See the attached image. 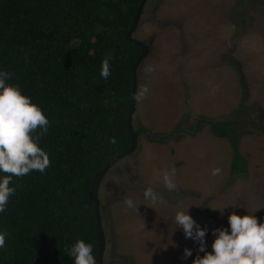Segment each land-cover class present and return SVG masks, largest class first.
Masks as SVG:
<instances>
[{
	"label": "rangeland",
	"instance_id": "374dc122",
	"mask_svg": "<svg viewBox=\"0 0 264 264\" xmlns=\"http://www.w3.org/2000/svg\"><path fill=\"white\" fill-rule=\"evenodd\" d=\"M133 37L150 46L136 74L137 93L148 89L133 113L134 128L143 130L136 149L100 183L103 264H192L204 253L176 227L178 209L188 207L209 245L214 229L230 231L231 212L257 208L252 214L264 220V0H147ZM241 106L244 114L235 115ZM230 118L239 122L237 149L247 173L231 174L230 144L208 125ZM173 166L178 192L156 179ZM214 167L220 175L211 174ZM147 187L163 202L148 206ZM125 197L138 204L137 212L124 205ZM223 205L222 213L213 209Z\"/></svg>",
	"mask_w": 264,
	"mask_h": 264
},
{
	"label": "trees",
	"instance_id": "16d2710c",
	"mask_svg": "<svg viewBox=\"0 0 264 264\" xmlns=\"http://www.w3.org/2000/svg\"><path fill=\"white\" fill-rule=\"evenodd\" d=\"M139 2L0 0V71L12 73L9 82L18 84L48 118V132L39 144L50 159L43 173L12 179L15 193L0 212V232L6 233L0 264H74L68 248L77 239L93 246L97 261L90 184L111 156L130 145L131 68L141 49L126 32ZM113 51L111 74L104 79L101 61ZM229 62L239 71L234 59ZM244 111L241 106L234 114ZM238 124L233 118L208 121L212 134L230 144L231 174L247 173L237 149ZM201 125V120L196 123V131ZM205 244L211 252L207 237Z\"/></svg>",
	"mask_w": 264,
	"mask_h": 264
},
{
	"label": "clouds",
	"instance_id": "9594fccd",
	"mask_svg": "<svg viewBox=\"0 0 264 264\" xmlns=\"http://www.w3.org/2000/svg\"><path fill=\"white\" fill-rule=\"evenodd\" d=\"M113 55L114 51L109 52L101 61L100 75L104 79L111 74L110 60ZM12 75L8 71H0V174H3L0 175V212L5 211L9 198L15 193V188L10 186L13 177H23L33 171L43 173L50 167L49 156L39 144L48 132L49 120L18 84L9 82ZM147 91L146 86H141L135 98L142 99ZM111 142H115L114 138ZM221 171L219 167H214L211 174L218 176ZM175 177L176 168L173 166L159 171L156 179L167 191L178 192ZM143 197L150 202V207L163 202L161 194L152 187L145 188ZM123 203L137 212L138 204L131 198L125 197ZM225 205L213 209L222 213ZM256 209L244 215L229 213L230 231L224 228L213 230L211 252L205 247V229L192 218L188 207L178 209L174 216L176 227L183 230L186 238L198 242V250L204 253L197 255L192 264H264V220L258 221L252 214ZM5 243L6 233L0 232V248H4ZM191 254L190 249H184L185 257ZM68 255L74 264H97L93 246L83 239H77L68 248Z\"/></svg>",
	"mask_w": 264,
	"mask_h": 264
},
{
	"label": "water",
	"instance_id": "95a60500",
	"mask_svg": "<svg viewBox=\"0 0 264 264\" xmlns=\"http://www.w3.org/2000/svg\"><path fill=\"white\" fill-rule=\"evenodd\" d=\"M147 0H140L138 7L136 9V12L134 14L133 20L130 24V27L128 28L126 32V38L127 40L132 43L136 44L140 47L141 53L137 57V59L134 61L132 68H131V76H132V93H131V99H130V105L127 112V127L130 134V145L128 148L121 150L111 156L105 166L101 168L99 171H97L91 181V190L93 193V204H94V213H95V231L97 236V243H98V249H97V264H103V254L105 249V234L102 227V221H101V215H100V204L98 200V192L100 183L106 174V172L122 157L131 154L137 147V139L139 133L136 132L134 125H133V113L136 106V94H137V69L140 64V62L146 57V55L149 53V46L142 42L141 40H138L133 37V32L137 28L143 7L145 5V2Z\"/></svg>",
	"mask_w": 264,
	"mask_h": 264
}]
</instances>
